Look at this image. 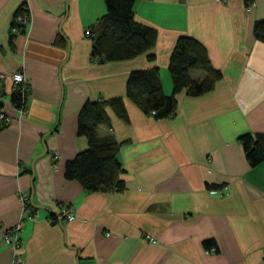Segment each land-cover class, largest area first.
Wrapping results in <instances>:
<instances>
[{
  "label": "crops",
  "instance_id": "crops-1",
  "mask_svg": "<svg viewBox=\"0 0 264 264\" xmlns=\"http://www.w3.org/2000/svg\"><path fill=\"white\" fill-rule=\"evenodd\" d=\"M20 5L23 32L11 25ZM104 13V0H0V110L9 117L0 123V264H264V161L250 166L237 141L264 134V43L252 33L264 0H135L133 19L155 29L154 45L98 63L85 30ZM178 36L197 39L221 76L203 94L180 90L173 115L155 118L126 97V78L156 67L169 94ZM17 70L28 86L21 117L9 100ZM113 97L126 118L106 107L97 134L119 143L124 188L87 192L63 176L87 146L76 115L87 99ZM60 207L74 217L57 220ZM17 223L20 263L2 240Z\"/></svg>",
  "mask_w": 264,
  "mask_h": 264
},
{
  "label": "trees",
  "instance_id": "trees-1",
  "mask_svg": "<svg viewBox=\"0 0 264 264\" xmlns=\"http://www.w3.org/2000/svg\"><path fill=\"white\" fill-rule=\"evenodd\" d=\"M134 1L104 0L105 13L85 30V35L91 40V58L98 63L129 59L154 45L155 29L133 19ZM15 15L28 17L24 5L15 10L13 17ZM13 17L11 25L14 30L23 32L25 23H15ZM252 33L264 43V18L253 21ZM147 57L152 58L153 55L147 54ZM191 70L202 71L203 77L192 78ZM167 72L171 80L169 94L162 91L156 67L129 71L125 82L126 97L145 114L168 118L175 112L176 93L185 90L189 96L203 94L211 90L221 76L219 70L211 66L204 46L191 36L176 38L168 57ZM26 94L22 93L20 86L14 87L9 95L10 103L15 108L25 107ZM106 107H110L119 118H126L121 97L85 100L76 115V133L86 138L87 146L66 160L63 166V176L76 180L87 192L121 191L124 188L119 178L121 167L115 157L119 143L110 135L100 137L97 134V127L108 121ZM237 141L250 166L264 161V134L242 133L237 136ZM54 216L49 214L50 218L54 219ZM209 245L210 241L204 242L205 247Z\"/></svg>",
  "mask_w": 264,
  "mask_h": 264
},
{
  "label": "built area",
  "instance_id": "built-area-1",
  "mask_svg": "<svg viewBox=\"0 0 264 264\" xmlns=\"http://www.w3.org/2000/svg\"><path fill=\"white\" fill-rule=\"evenodd\" d=\"M216 2H225L226 0H214ZM246 9H249V5L246 7ZM13 21L15 23H26L27 18L26 17H22L21 15H15L13 17ZM16 31V30H15ZM9 78L13 84V88L14 87H19L20 86V90L22 91V93L26 94L28 92V86L26 83V79L23 75V73L21 71H13L9 74ZM16 111L18 113V116H24L26 113V109L25 107H20V108H16ZM153 113V111H151V114ZM9 121V117L6 116L1 110H0V123L2 124H7ZM209 193L214 194L216 193V190L211 189L209 190ZM21 199V203H22V216H26L27 218H31L32 217V208L29 207V204L27 203V199L25 196H20ZM74 217V214L72 213V211H69L68 208L65 207H60L59 213L56 216L57 220L60 219H65L67 221L71 220ZM54 219L51 218L50 221H53ZM19 228V224L17 223L16 225H14L11 229H7L3 234H2V240L4 243L9 244L12 248H13V257L12 260L15 263H20L21 262V258L19 253L16 251V249L19 247V241H18V236H17V231ZM150 242H154L153 238H149L148 239ZM210 251H213L214 248L213 247H209ZM207 250V251H209Z\"/></svg>",
  "mask_w": 264,
  "mask_h": 264
}]
</instances>
